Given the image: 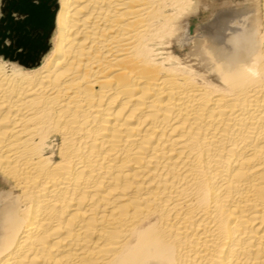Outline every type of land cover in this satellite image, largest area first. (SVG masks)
Returning <instances> with one entry per match:
<instances>
[{
    "label": "bare ground",
    "instance_id": "6f19581e",
    "mask_svg": "<svg viewBox=\"0 0 264 264\" xmlns=\"http://www.w3.org/2000/svg\"><path fill=\"white\" fill-rule=\"evenodd\" d=\"M58 5L0 48V264H264V0Z\"/></svg>",
    "mask_w": 264,
    "mask_h": 264
},
{
    "label": "rangeland",
    "instance_id": "374dc122",
    "mask_svg": "<svg viewBox=\"0 0 264 264\" xmlns=\"http://www.w3.org/2000/svg\"><path fill=\"white\" fill-rule=\"evenodd\" d=\"M58 4L59 0H53V3L51 4L50 10L51 12H54V17L59 11ZM4 17L3 0H0V28L6 37H0V48L8 51L9 56L7 55V57L11 61L20 60L19 62L21 64L29 65L30 67L40 65L43 58L52 50L53 38L56 36V27L53 26L54 20H52L51 26L47 28V32L41 30H29L27 33H24L23 38L20 39L13 31L6 28V25L2 21ZM13 18L15 20H21L22 16L14 14Z\"/></svg>",
    "mask_w": 264,
    "mask_h": 264
},
{
    "label": "water",
    "instance_id": "95a60500",
    "mask_svg": "<svg viewBox=\"0 0 264 264\" xmlns=\"http://www.w3.org/2000/svg\"><path fill=\"white\" fill-rule=\"evenodd\" d=\"M52 3L53 0H3L5 17L2 21L20 39L29 30L45 31L54 17L50 10ZM14 14L22 16V19L15 20Z\"/></svg>",
    "mask_w": 264,
    "mask_h": 264
}]
</instances>
